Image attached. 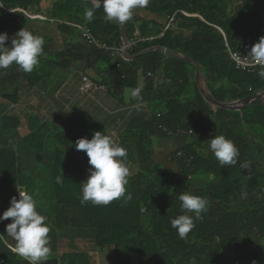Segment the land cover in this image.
Returning <instances> with one entry per match:
<instances>
[{
    "label": "trees",
    "instance_id": "trees-1",
    "mask_svg": "<svg viewBox=\"0 0 264 264\" xmlns=\"http://www.w3.org/2000/svg\"><path fill=\"white\" fill-rule=\"evenodd\" d=\"M47 1L0 0L10 10L23 11L8 14L0 7V34L9 37L5 46L22 28L45 41L39 67L31 73L15 64L0 70V98L17 105L24 92L36 88L52 97L82 68L84 77L119 103L125 90L140 89L150 116L133 117L118 132V145L127 150L126 193L97 206L81 203L83 156H88L75 143L91 140L96 132L108 135L106 126L83 114L74 122L73 135L34 111L27 110L24 125L17 114L0 107V204L10 206L13 196L19 199L18 190L27 191L52 226L53 245L63 237L71 245L77 237H87L97 252L112 254L114 264H264V105L254 101L241 111L214 110L198 89L193 64L158 51L144 53L161 46L189 56L201 65L208 90L220 102L261 93V69L238 70L225 41L238 51L264 36V0H150L125 23L129 53L137 55L129 61L86 42L75 26L88 28L108 47H123L121 25L105 19L103 7L92 4L98 0ZM89 11L91 20L86 18ZM183 133L188 142L180 159L177 152L168 159L173 166L157 163L153 140ZM214 134L224 135L239 149L235 166L221 168L208 149L207 140ZM246 162L249 166L242 168ZM182 193L209 201L185 239L171 226L179 215L194 218L181 208ZM50 250L55 251L43 264H92L88 251ZM0 264L27 262L1 240Z\"/></svg>",
    "mask_w": 264,
    "mask_h": 264
},
{
    "label": "clouds",
    "instance_id": "clouds-1",
    "mask_svg": "<svg viewBox=\"0 0 264 264\" xmlns=\"http://www.w3.org/2000/svg\"><path fill=\"white\" fill-rule=\"evenodd\" d=\"M150 0H98V5L103 7L105 19L109 22L124 24L133 16V10L147 8ZM93 12L89 11L86 18L91 20ZM9 39L7 33L0 34V70L8 69L15 64L25 72L31 73L39 67V58L43 55L45 41L42 36L34 35L22 28L11 40L10 46H5ZM253 65H258L257 73L264 80V36L260 37L248 53ZM132 98H140V89L132 90ZM140 107L139 104L136 105ZM208 149L221 168L235 166L240 155L239 149L233 141L224 135H215L207 140ZM76 149L86 152L89 158V177L82 182L81 203L91 202L97 206H107L118 200L126 193L129 168L124 160L127 150L117 145L110 136L96 132L92 139L80 138L75 143ZM248 163L241 165L247 168ZM63 176L57 177V183H62ZM19 191V199L11 198L10 207L0 215V222L11 218V223L6 225L5 231L9 237L16 241L12 249L27 264H43L50 255L49 232L46 217L37 211V202L33 195L27 191ZM246 196V193H242ZM130 198V197H129ZM181 208L190 215H179L171 220V226L177 230L181 239H185L195 227L194 219L201 218L207 211L209 201L206 197L182 193L179 196Z\"/></svg>",
    "mask_w": 264,
    "mask_h": 264
},
{
    "label": "crops",
    "instance_id": "crops-1",
    "mask_svg": "<svg viewBox=\"0 0 264 264\" xmlns=\"http://www.w3.org/2000/svg\"><path fill=\"white\" fill-rule=\"evenodd\" d=\"M88 73L94 79L96 78L99 80L95 74L93 75L92 71H89ZM83 77L84 74L82 68L80 70L73 71L68 77V80L64 82L59 91L52 97L46 96L43 93V88H36L32 91H26L21 95L19 103L17 105H12L13 110L8 114H17L25 125L26 117L30 116L29 112L26 113L27 110L34 111L42 120H47L48 122L51 121L55 125L62 126L73 135L77 133L74 122L79 120L83 114H88L106 126L108 129V136H110L117 145L118 132L126 124H128L133 117L138 116L143 117L144 119L149 118L150 114L147 105L141 102L140 98H132L130 95L132 90H125L123 103H119L117 100L112 98L102 86L94 84L92 90L84 91L82 80ZM137 104L140 105L139 108L136 107ZM17 106H20L19 111L14 110ZM22 133H25L24 129ZM186 142H188V136L187 134L185 135V133L170 136L163 140L154 139L153 159L157 163L164 164L166 167L173 166L174 164H170L168 160L169 157L177 152H180L186 145ZM83 158L85 165H90L88 162L89 158ZM86 166L85 169L87 180L90 173ZM9 207L10 206H8V208ZM9 223H11V218L7 220V223L5 220L0 222V229L5 231L6 225ZM8 237L9 236L6 234V238ZM50 238L51 227L49 232L48 246L50 249H53L54 247H57V243L60 242V238L54 245L53 240ZM15 244L16 241L12 240L11 244L8 243L7 245L10 249H13ZM69 244L71 245L70 241ZM89 253L91 255V252Z\"/></svg>",
    "mask_w": 264,
    "mask_h": 264
},
{
    "label": "water",
    "instance_id": "water-1",
    "mask_svg": "<svg viewBox=\"0 0 264 264\" xmlns=\"http://www.w3.org/2000/svg\"><path fill=\"white\" fill-rule=\"evenodd\" d=\"M94 6H98V2H92ZM180 24V20H178L175 23V29H178ZM121 25V33H122V41H123V55L125 58L132 60L136 56H133L129 53V40L127 37V32H126V25L120 24ZM149 51H158L170 58H175V59H183L188 61L189 63L193 64L195 66V78H196V83L198 86V89L201 93V95L204 97V99L213 107L214 110L221 108V109H227V110H236V111H241L245 109L249 104H251L254 101H259L264 105V93H256L251 96H248L247 98L243 100H237L233 102H228V103H223L218 101L216 98L213 97V95L210 93L206 86V80L204 78V75H202V68L201 65L198 64L195 60L190 58L189 56H181L178 52L176 51H171L167 48L158 46V47H153L150 48L149 50L144 51L149 52Z\"/></svg>",
    "mask_w": 264,
    "mask_h": 264
},
{
    "label": "built area",
    "instance_id": "built-area-1",
    "mask_svg": "<svg viewBox=\"0 0 264 264\" xmlns=\"http://www.w3.org/2000/svg\"><path fill=\"white\" fill-rule=\"evenodd\" d=\"M0 7L3 9L2 11H4L5 13H8V14L13 13L15 11L23 12L20 9L10 10V9L6 8L4 5H2L1 2H0ZM172 22H173V19L170 20L169 24H172ZM75 26L78 27L82 31L83 38H84V40L86 42L94 45L95 47H97L99 49H102V50H105L106 52H109L115 58L120 56V57L124 58L125 60L129 61V59L125 58L124 55H123V50H124L123 47L116 48V49L113 48V47H108L107 45H105L102 42L98 41L93 36V34L91 33V31L88 28H86L84 26H81V25H75ZM131 46H132V44L129 42V48ZM225 47L227 49V53H228V56H229L230 60L235 64V66H236V68L238 70L253 73L256 70L260 69V67L258 65H253L252 64V62L250 60V57L248 55V53L250 52L252 46L246 45V46H244L243 48H241L238 51H233L230 48V46L228 45V43L225 41ZM147 76H149L151 78L154 77V76H152V74H148ZM82 80H83V90L84 91H90V90L93 89L94 84L89 80V78L83 77ZM178 133H182L181 130H178ZM180 157H181V153L178 152L177 159H180ZM192 160H193V158L190 159V162Z\"/></svg>",
    "mask_w": 264,
    "mask_h": 264
},
{
    "label": "rangeland",
    "instance_id": "rangeland-1",
    "mask_svg": "<svg viewBox=\"0 0 264 264\" xmlns=\"http://www.w3.org/2000/svg\"><path fill=\"white\" fill-rule=\"evenodd\" d=\"M52 1L53 0H48L47 3L49 4ZM39 93H40V91H39ZM261 93H264V90ZM47 100H49V99H47ZM0 105H1L0 107L2 108V111L4 113H9L10 111L13 110L12 104L7 102L6 100H3L2 98H0ZM19 108H20V106H17V107H15L14 110L19 111ZM21 133H22V131H21ZM83 157H86V156L84 155ZM83 160H84V158H83ZM47 163L49 165V163H51L50 160H48ZM83 163L85 165V161H83ZM44 166H45V164H44ZM45 167L48 168V166H45ZM90 167H91L90 165L86 166V168L88 170H89ZM49 169H47L48 172H50ZM7 209H8V206L1 204V206H0V211H1L0 214L2 215L3 212L6 211ZM5 222L7 223V220H5ZM48 225H49V227L52 228V226L49 223H48ZM6 234H7L6 231H3V230L0 229V241L2 240L6 244H8V243L11 244L12 240H14V239H12L11 237L6 238ZM73 242L75 244L74 245H70L68 238H64V237L61 238L60 242L57 243V247H55V248H57L55 253H58V252L67 253V252H69L72 249L80 250V251L81 250H83V251L88 250L89 252H91V256H92L91 257V263L92 264H114L113 255L112 254H103V253L97 252L96 249H95L94 241L92 239L87 238V237L85 239L77 237ZM54 251L55 250H50V253H53Z\"/></svg>",
    "mask_w": 264,
    "mask_h": 264
}]
</instances>
